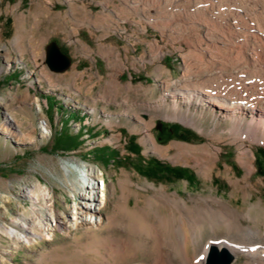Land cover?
Here are the masks:
<instances>
[{
  "label": "rangeland",
  "instance_id": "rangeland-1",
  "mask_svg": "<svg viewBox=\"0 0 264 264\" xmlns=\"http://www.w3.org/2000/svg\"><path fill=\"white\" fill-rule=\"evenodd\" d=\"M141 3L143 16L134 12L133 0H0V264L159 262L155 226L165 230L158 219L171 208L177 214L162 189L189 207L220 198L240 211L242 228L264 232V145L230 134L229 123L206 102L196 108L195 126L165 117L173 113L170 96L158 103L165 85L194 81L206 87L214 74L229 93L264 99V0ZM201 21L216 42L205 39ZM51 41L70 58L62 71L45 64ZM255 116L258 123L262 115ZM143 126L159 146L205 144L217 156L208 161L192 149L173 158L172 146L163 154L152 151L141 141ZM241 148L254 153L248 185L237 159ZM63 163L91 168L99 196L104 185L100 224L66 223L85 202L79 197L84 191L72 183L79 170L66 174ZM206 165L207 175L198 171ZM134 206L139 215L132 218ZM49 211L52 229L39 236L37 218ZM212 220L196 224L199 242L190 240L189 247L227 234ZM10 229L27 232L28 241L9 236ZM244 258L238 253L233 261Z\"/></svg>",
  "mask_w": 264,
  "mask_h": 264
},
{
  "label": "bare ground",
  "instance_id": "bare-ground-1",
  "mask_svg": "<svg viewBox=\"0 0 264 264\" xmlns=\"http://www.w3.org/2000/svg\"><path fill=\"white\" fill-rule=\"evenodd\" d=\"M141 6V0H133L134 12L143 16ZM203 12L205 13V11ZM147 16L151 15L147 14ZM215 19L220 23L223 22V16H217ZM250 19L251 21H257L255 18ZM234 21L235 20H232L231 23ZM227 23L228 21L225 22V24ZM198 24L203 27V32L206 35L205 39L211 43L216 42L215 38L210 35L209 27L205 26V22L201 21L198 22ZM140 25L142 27V24ZM205 80L209 83L206 87H201L194 81L185 82L184 80V82L174 81L171 83L173 86L172 88H170V85H165L163 89L166 92L160 96L158 103H164L166 96H170L172 101L171 108L173 110L172 114H165V117L195 126L194 119L200 115L196 112V108L197 106L204 107L206 102L208 106L213 105L217 107V111H215L214 114L216 118L219 117L222 121L229 123L227 131L230 134L234 136H244L249 140H256L264 145V99L253 101L248 95L229 93V91L224 89L226 81L220 74H214ZM113 81L116 85H120L117 78H113ZM129 86L130 82H127V88ZM181 103L185 105V110L182 112L179 111ZM191 106L194 107V111H190ZM257 112L262 115V117L258 119V123L255 121ZM247 114L248 116H246ZM246 120L247 122L243 124ZM141 141L146 142L150 150L159 152L160 154H163L162 151L168 149L169 146L174 147L176 152L173 154V158H176L180 151L187 153L192 149H199L208 161L217 156V151H212L211 148L205 144L194 146L183 143H171L166 147L159 146L156 144L146 126L142 127ZM253 156L254 153L250 148H241L237 153L239 163L245 168V174L242 180L246 185H248V183L250 184L249 178L251 172L254 170ZM61 166L66 174L73 168L79 170V176L75 181H72V183L73 185H78L80 189L84 191L79 197L85 202L84 204L81 202L78 203L75 209L70 212L66 223L74 226L100 224V206L105 200L104 185L103 188L101 187L103 193L99 196V184L95 182V172L91 168L82 170V168L79 169L77 165L72 163H63ZM199 168L198 171H202L206 175L208 174L209 166L206 165ZM232 182L237 183L238 180L235 179L232 180ZM162 190V197L170 202V205L177 210V214H175L174 209L171 208L165 218L158 219V224H160L162 229L165 226V230L160 231L158 229V231L155 226L154 232L152 231L155 241L162 246L163 250H161L162 253L160 257H157L160 259L159 262L157 259L154 264H174L172 262L173 257L178 258L180 264H205L206 254L212 246L217 249L224 248L231 254L232 260L229 264H264V232L259 229H254V227L252 228L250 225L246 226L247 224L245 225L246 227L242 228L239 220L240 211L236 208L231 207L228 203L215 196H209V200L203 199V205H193L189 207L183 202V199L181 200L173 194H168L164 189ZM37 192L39 196L43 199L45 198L46 193H44L43 190L39 188ZM135 206L133 207L134 211H129L132 218L133 216L139 215L138 209H136ZM245 216L250 219L252 218L249 212H246ZM205 218L216 219V222L214 223L212 220L211 224L213 226L223 225L227 234L212 235L206 242H202L195 247H189L190 240L192 243L198 244V237L196 238L193 232L194 227ZM51 221H55V216L53 212L50 211L47 212L46 215H40L37 218L39 236H47L50 234L49 232L52 229ZM8 235L13 238L28 241V233L25 231L18 232L10 229L8 230ZM189 248L192 249V253L188 251ZM238 253H242L245 256L241 263L233 261Z\"/></svg>",
  "mask_w": 264,
  "mask_h": 264
},
{
  "label": "water",
  "instance_id": "water-1",
  "mask_svg": "<svg viewBox=\"0 0 264 264\" xmlns=\"http://www.w3.org/2000/svg\"><path fill=\"white\" fill-rule=\"evenodd\" d=\"M45 64L55 72L66 69L70 64V58L64 54L55 41H51L46 47ZM232 256L226 249H217L212 246L205 258V264H229Z\"/></svg>",
  "mask_w": 264,
  "mask_h": 264
},
{
  "label": "trees",
  "instance_id": "trees-1",
  "mask_svg": "<svg viewBox=\"0 0 264 264\" xmlns=\"http://www.w3.org/2000/svg\"><path fill=\"white\" fill-rule=\"evenodd\" d=\"M71 141V139L69 138L67 143H69ZM75 145H78L77 143H75L74 145H71V147L75 146ZM178 177H185L189 182L191 181V176L190 175H183V174H179Z\"/></svg>",
  "mask_w": 264,
  "mask_h": 264
}]
</instances>
